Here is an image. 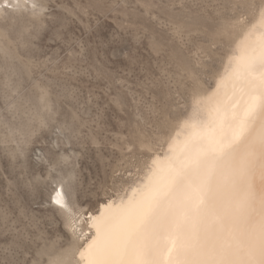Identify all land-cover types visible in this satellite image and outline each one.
<instances>
[{
  "label": "rangeland",
  "instance_id": "obj_1",
  "mask_svg": "<svg viewBox=\"0 0 264 264\" xmlns=\"http://www.w3.org/2000/svg\"><path fill=\"white\" fill-rule=\"evenodd\" d=\"M262 2L35 0L1 19L0 264H76L87 212L163 152Z\"/></svg>",
  "mask_w": 264,
  "mask_h": 264
},
{
  "label": "bare ground",
  "instance_id": "obj_2",
  "mask_svg": "<svg viewBox=\"0 0 264 264\" xmlns=\"http://www.w3.org/2000/svg\"><path fill=\"white\" fill-rule=\"evenodd\" d=\"M262 3L252 23L240 30L211 91L190 102L192 112L173 130L163 152L154 153L124 194L87 212L89 236L76 247V264H95L106 250L116 258L132 225L149 206L158 207L166 223L151 242L154 264H245L249 253L259 250L264 239ZM34 4L0 0V20L23 14ZM58 186L51 199H59L61 203H55L73 213Z\"/></svg>",
  "mask_w": 264,
  "mask_h": 264
},
{
  "label": "snow or ice",
  "instance_id": "obj_3",
  "mask_svg": "<svg viewBox=\"0 0 264 264\" xmlns=\"http://www.w3.org/2000/svg\"><path fill=\"white\" fill-rule=\"evenodd\" d=\"M56 203H61L54 197ZM166 226L164 220L159 218L158 207L149 206L132 225L128 239L122 245L116 258L110 251H105L95 264H154L151 259V242L157 232ZM264 235V229H262ZM131 249V256H129ZM184 264H230L228 261H185ZM245 264H264V239L258 251H251Z\"/></svg>",
  "mask_w": 264,
  "mask_h": 264
}]
</instances>
